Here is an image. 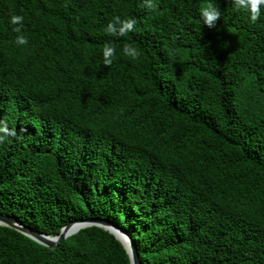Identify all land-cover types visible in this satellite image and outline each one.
Wrapping results in <instances>:
<instances>
[{
    "label": "trees",
    "instance_id": "obj_1",
    "mask_svg": "<svg viewBox=\"0 0 264 264\" xmlns=\"http://www.w3.org/2000/svg\"><path fill=\"white\" fill-rule=\"evenodd\" d=\"M205 2L0 0V215L51 237L108 220L141 264H264V5L210 0V28ZM0 264L130 261L98 226L55 248L0 226Z\"/></svg>",
    "mask_w": 264,
    "mask_h": 264
},
{
    "label": "clouds",
    "instance_id": "obj_2",
    "mask_svg": "<svg viewBox=\"0 0 264 264\" xmlns=\"http://www.w3.org/2000/svg\"><path fill=\"white\" fill-rule=\"evenodd\" d=\"M234 5L237 9H244L250 12V19L252 22L257 21V19L261 16V5H264V0H234ZM148 6L154 7L151 3V0H148ZM201 17L204 21V24L208 27H215V22L220 17L219 9L214 6L210 0L201 5L200 8ZM23 16L13 14L10 17V23L14 26L12 31L17 33L15 37V43L17 45H25L28 43V39L26 35L22 32V22ZM115 24V27H114ZM136 25V20L134 18H127L124 20H120L119 17L115 19L114 22H110L106 31L109 33L116 32L118 29L119 34H124L127 32H131L134 30ZM113 48L110 45H105L104 47V64L108 65L112 63V53ZM125 54L135 57L137 55V50L134 46L125 45L123 48ZM15 135L14 130L9 129L7 124L3 121H0V142L4 141L8 136Z\"/></svg>",
    "mask_w": 264,
    "mask_h": 264
},
{
    "label": "water",
    "instance_id": "obj_3",
    "mask_svg": "<svg viewBox=\"0 0 264 264\" xmlns=\"http://www.w3.org/2000/svg\"><path fill=\"white\" fill-rule=\"evenodd\" d=\"M0 226H6L15 229L16 231L29 237L36 243L48 248H55L65 238L77 233L83 228L89 226H98L112 234L123 245L128 255L130 264H141V262L139 261V255L137 253L135 243L131 239L130 235L127 234L124 230L116 227L112 222L108 220L87 219L71 222L62 227L60 233L54 237L46 236L44 234L37 233L28 227H24L15 218L9 216L0 215ZM116 233L120 234L126 239L128 246L124 245V243L116 236Z\"/></svg>",
    "mask_w": 264,
    "mask_h": 264
},
{
    "label": "bare ground",
    "instance_id": "obj_4",
    "mask_svg": "<svg viewBox=\"0 0 264 264\" xmlns=\"http://www.w3.org/2000/svg\"><path fill=\"white\" fill-rule=\"evenodd\" d=\"M116 236L124 243L125 246H128V243H127L126 239L123 236H121L118 233H116Z\"/></svg>",
    "mask_w": 264,
    "mask_h": 264
}]
</instances>
